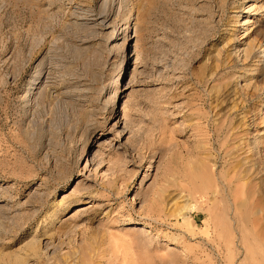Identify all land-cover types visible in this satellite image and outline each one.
I'll list each match as a JSON object with an SVG mask.
<instances>
[{
  "label": "rangeland",
  "instance_id": "374dc122",
  "mask_svg": "<svg viewBox=\"0 0 264 264\" xmlns=\"http://www.w3.org/2000/svg\"><path fill=\"white\" fill-rule=\"evenodd\" d=\"M252 1L0 0V264H264Z\"/></svg>",
  "mask_w": 264,
  "mask_h": 264
},
{
  "label": "bare ground",
  "instance_id": "6f19581e",
  "mask_svg": "<svg viewBox=\"0 0 264 264\" xmlns=\"http://www.w3.org/2000/svg\"><path fill=\"white\" fill-rule=\"evenodd\" d=\"M261 0H253L252 2L253 3H250V5L249 6H247V8H245L246 9V12H244L245 14H247L246 15V17H244V19H239L237 22H236V24H235V29L233 30V31H235V32H239V33H236V34H239L238 36V38L240 39V40H242V41H244V40H247L253 33H254V31H255V29L253 28V24H255L254 22H255V15H253V13L254 12H259L260 10H261V7H259L258 6V3L260 2ZM264 8V7H263ZM244 9V10H245ZM252 13V14H251ZM234 35L235 36V39L237 38V35ZM233 36V35H232ZM237 41V40H236ZM245 42V41H244ZM257 44L258 43H256V42H254V43H248V45L246 46V48L245 49H243V50H237L238 48L237 47H235L234 48V51H232L231 52V57H232V60H235L237 63H239V62H241V61H243V62H246V64H249L251 61H254L253 59L255 58V55H256V51H257V48H258V50H259V47H257ZM264 52V51H263ZM255 60H256V58H255ZM252 63V62H251ZM252 68H253V70H254V68L255 67H253L252 66ZM244 82H245V84L243 85V88H248L249 87V79H246V77L244 78ZM261 120L263 121V123H264V113L263 114H261ZM260 135L256 138V148L258 149V150H260V151H262L263 153H264V132L263 133H259ZM244 153V152H243ZM247 153V152H246ZM264 155V154H263ZM264 157V156H263ZM209 159V158H208ZM205 162V161H204ZM236 163V162H235ZM239 165H241V166H239V168H237V169H235V167H234V169L236 170H234V179H236V181H239V182H243L244 184L246 183L247 185L249 184V182H251V179H253V167H252V165H250L249 164V158H245V157H243L242 159H241V164H239ZM205 166V165H204ZM203 166V168L204 169H206L205 167ZM253 166H255V165H253ZM216 167V166H215ZM214 167V168H215ZM203 169V171L201 172L200 170H198V172H197V174L195 175V176H191V181L192 182H194V183H196L197 182V180L198 181H201L202 183H204L205 184V186H206V189H208L207 187H209L210 186V180H209V175L207 174V169L206 170H204ZM226 170V169H225ZM212 171H214V170H212ZM257 173V172H256ZM227 174V173H226ZM229 175V174H228ZM231 175V174H230ZM256 175V174H255ZM257 177H259V176H257ZM227 178V177H226ZM228 179V178H227ZM216 181H217V179H216ZM226 182H227V180H225ZM235 181V180H234ZM226 182H224L223 184V186H222V189H220V185H219V189H218V187H217V189H215L213 192H212V196H213V198H215V199H217V197H219L221 194H224V193H231V195H232V192L234 191V190H236L237 191V188L238 187H234V182H232V183H226ZM238 182V183H239ZM252 183H253V181H252ZM217 184V183H216ZM219 184V183H218ZM237 184V183H236ZM218 186V185H217ZM243 187V186H242ZM196 188H198V189H195V191H200V190H202L203 189V187H196ZM200 189V190H199ZM242 190V189H241ZM197 191V192H198ZM246 191V190H245ZM183 192V191H182ZM181 192V194H179L180 196H179V198H175V200L177 201L178 199H183L185 202H186V204L188 203V205H190V208H192V206H191V198H190V196L187 194V192H183L182 193ZM241 192V191H240ZM247 193V192H246ZM184 194H186V195H184ZM189 194H191V193H189ZM243 194V193H242ZM229 196V195H228ZM204 197V196H203ZM226 197H227V195H226ZM242 198H243V196H242ZM241 198V199H242ZM173 199V198H172ZM204 199H205V197H204ZM236 200V202H235V204H234V210L236 211V213L237 212H240L241 210H244V209H247V200H245L244 198V200H240V201H238V199L237 198H235ZM249 199V198H248ZM172 201L173 200H171V203H172ZM182 201V200H181ZM178 203V202H177ZM180 203H182V202H180ZM179 203V204H180ZM190 203V204H189ZM175 205V204H174ZM187 206V205H186ZM233 206V205H232ZM174 208H175V206H173ZM189 207V206H188ZM179 208H181V207H179ZM189 208V209H190ZM187 209H185V207H184V209H183V211H181L182 213H181V215H187L186 213H184V211H186ZM259 210V209H258ZM191 211H193V210H191ZM244 212V211H243ZM242 212V213H243ZM259 213V211H256V214H258ZM260 213H262V212H260ZM252 215V214H251ZM250 215V216H251ZM247 217H249V216H247ZM245 227V226H244Z\"/></svg>",
  "mask_w": 264,
  "mask_h": 264
}]
</instances>
